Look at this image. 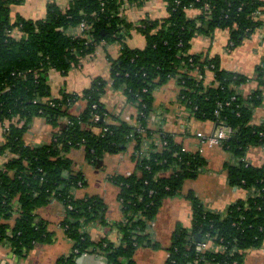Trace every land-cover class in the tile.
I'll list each match as a JSON object with an SVG mask.
<instances>
[{
	"label": "trees",
	"instance_id": "1",
	"mask_svg": "<svg viewBox=\"0 0 264 264\" xmlns=\"http://www.w3.org/2000/svg\"><path fill=\"white\" fill-rule=\"evenodd\" d=\"M21 1L0 0V126L6 127L0 156L8 155L0 168V244L22 258L35 245L51 242L53 234L36 212L55 201L65 210L59 226L73 242L70 255L56 264H77L83 254H104L108 264H136L133 256L139 247L158 250L159 244L150 239V227L163 201L176 196L184 181L204 167L201 155L182 151L172 135L148 130L153 91L174 80L177 100L193 119L232 130L234 137L220 145L239 161L228 167V181L256 194L230 206L225 215L206 212L196 197L189 196L191 228L179 225L173 232L165 264H242L247 250L262 247L264 165L251 167L241 160L249 147L264 145V124L251 125L253 110L264 98V63L252 78L257 88L242 97L238 88L250 79L222 70L217 58L189 50L196 35L217 28L230 33V48L264 29V1L164 0L167 16L146 19L137 27L146 40L141 50H130L123 42L132 26L121 10L132 0H70L65 10L49 4L42 20L18 17L12 22L9 5ZM193 10L197 15L191 18L188 14ZM81 23L87 28L69 34ZM14 31L21 38L14 37ZM114 41L121 43L122 52L118 60L108 58L109 80L112 88L123 89L127 103L135 107V125L108 116L101 102L108 83L101 77L80 94L61 92L53 97L49 93L51 70L65 76L99 44ZM207 72L213 74L210 83L205 81ZM81 101L83 109L74 114L72 109ZM37 117L54 130L52 140L30 147L23 136ZM158 140L166 145L155 150ZM131 142L135 172L111 178L118 188L122 215L113 224L121 235L120 244L93 242L84 230L90 223L107 225V206L99 196H74L75 190L86 186V178L74 170L69 154L81 149L89 165L101 168L105 156L124 152ZM145 145L153 149L148 156ZM208 238L224 246L223 252H197L196 244Z\"/></svg>",
	"mask_w": 264,
	"mask_h": 264
},
{
	"label": "crops",
	"instance_id": "2",
	"mask_svg": "<svg viewBox=\"0 0 264 264\" xmlns=\"http://www.w3.org/2000/svg\"><path fill=\"white\" fill-rule=\"evenodd\" d=\"M69 2L70 0H22L9 5V17L12 22H15L18 17L38 21L45 18L49 4H55L61 10H65ZM188 15L194 18L197 11H190ZM121 16L132 26L123 42L130 50H141L145 47L146 40L137 27L146 19L165 18L166 4L164 0L127 1L122 7ZM71 33H79L78 28L71 29L69 34ZM12 35L18 39L22 36L18 31H14ZM229 37L230 33L226 29L218 28L205 35H196L191 41L189 53L208 59L217 58L222 70L250 79L238 88L242 97H247L257 88L252 78L255 77L257 68L264 63V29L256 30L232 48L228 45ZM121 50V43L116 41L101 43L92 55L81 60L80 65L71 67L65 76L58 71H50L47 75L49 93L53 97H58L61 92L80 94L90 87L93 79L101 77L108 83L101 98L108 116L135 125V107L127 103L123 89L112 88L109 80L111 64L108 58L118 60ZM212 79L213 74L207 72L205 81L210 83ZM178 90L175 81L170 80L153 91V109L148 117V130L172 135L176 143L185 151L201 155L204 167L193 179L184 181L182 189L176 196L163 201L150 227L151 236L160 248L153 250L146 245L139 247L133 256L136 264H165L168 257L166 248L169 246L173 232L179 225H182L184 229L191 228L193 213L189 196L196 197L206 212L225 215L230 206L256 194L255 190H245L230 185L227 177L228 167L239 162L230 152L220 145L200 146L196 138L197 133L209 136L215 131L217 125L211 121L202 122L193 119L188 110L177 100ZM84 104L83 101L78 102L72 112L79 113ZM107 120L112 121L110 118ZM263 124L264 98L262 103L253 110L251 117V125ZM53 131L44 119L37 117L29 125L23 141L30 147L48 145L52 140ZM2 135L0 126V145L3 142ZM133 152L134 144L131 142L124 152L105 156L101 168L89 165L84 160L81 149L72 150L69 154L74 162V170L82 172L86 178V186L75 190L74 196L76 198L99 196L107 206V225L90 223L84 230L93 242L107 240L116 246L120 244L121 235L113 224L121 221L122 215L117 200L118 188L111 182V178L117 175L129 176L135 172L136 160ZM123 154L124 157H122ZM5 158L0 156V166L6 161ZM241 161L245 165L256 168L264 165V145L249 147ZM110 169L112 173H108L111 175L108 176L106 172ZM54 205L58 206L55 208ZM64 211L63 205L55 201L38 209L36 212L38 218L45 220L48 232L53 234L51 242L35 245L22 258L14 256L8 247L0 244V262L3 264H56L59 258L69 256L73 250V242L66 237L59 226L64 217ZM76 261L77 264H108L104 254H83ZM242 264H264V244L260 248L247 250Z\"/></svg>",
	"mask_w": 264,
	"mask_h": 264
},
{
	"label": "built area",
	"instance_id": "3",
	"mask_svg": "<svg viewBox=\"0 0 264 264\" xmlns=\"http://www.w3.org/2000/svg\"><path fill=\"white\" fill-rule=\"evenodd\" d=\"M257 14H259V12H257ZM85 28H87L83 23H81L79 25V32H82ZM194 76H197V73H194ZM234 99V98H232ZM95 119H97V117H95ZM217 128L215 129V131L209 135V136H205L202 133H197L196 138L199 141L200 146H206V147H213L216 145H221L224 141H226L227 139H229L232 135V130L229 127H225L222 125H217ZM6 130V129H5ZM137 130V128H136ZM141 131V129H138L137 132ZM154 145L156 146L155 150H158L159 148H161L162 146H165L166 143L165 141H155ZM145 150H147V152L145 153V156H148V152H150L151 150L153 151V149H149L147 145L144 146ZM182 151H184V149H182ZM150 239L153 241L152 236H150ZM210 249L213 252H223V250L225 249L224 246H222L221 244L217 245L214 244L213 241L208 238L200 243L196 244L195 250L197 252H204L205 250Z\"/></svg>",
	"mask_w": 264,
	"mask_h": 264
},
{
	"label": "rangeland",
	"instance_id": "4",
	"mask_svg": "<svg viewBox=\"0 0 264 264\" xmlns=\"http://www.w3.org/2000/svg\"><path fill=\"white\" fill-rule=\"evenodd\" d=\"M83 59H84V58H83ZM83 59H82V60H83ZM79 65H80V64H79ZM51 71H52V70H51ZM47 83H48V80H47ZM4 125L7 126L6 124H4ZM5 129H6V127L2 126V131H3V132L5 131ZM4 156H5L6 158L8 157L7 154L4 155ZM124 156H125V155L123 154L122 157H124ZM6 158H5V159H6ZM117 167H120V166H117ZM0 168H1V166H0ZM108 173H112V169H110L109 171L106 172V175L111 176V175H109ZM106 175H105V176H106ZM86 177H87V176H86ZM54 206H55V208H56L58 205H54ZM181 227H182V225H181ZM234 264H235V263H234Z\"/></svg>",
	"mask_w": 264,
	"mask_h": 264
},
{
	"label": "water",
	"instance_id": "5",
	"mask_svg": "<svg viewBox=\"0 0 264 264\" xmlns=\"http://www.w3.org/2000/svg\"><path fill=\"white\" fill-rule=\"evenodd\" d=\"M234 136L232 135L230 138H233Z\"/></svg>",
	"mask_w": 264,
	"mask_h": 264
}]
</instances>
